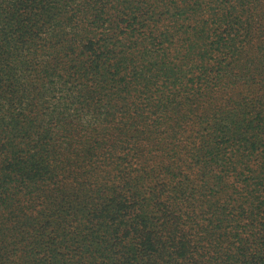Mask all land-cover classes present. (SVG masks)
Here are the masks:
<instances>
[{"label": "trees", "instance_id": "obj_1", "mask_svg": "<svg viewBox=\"0 0 264 264\" xmlns=\"http://www.w3.org/2000/svg\"><path fill=\"white\" fill-rule=\"evenodd\" d=\"M0 264H264V0H0Z\"/></svg>", "mask_w": 264, "mask_h": 264}]
</instances>
